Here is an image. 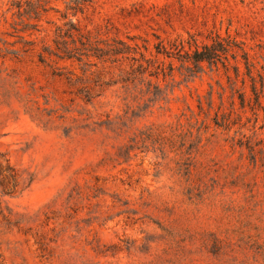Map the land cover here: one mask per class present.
Here are the masks:
<instances>
[{"label":"rangeland","instance_id":"obj_1","mask_svg":"<svg viewBox=\"0 0 264 264\" xmlns=\"http://www.w3.org/2000/svg\"><path fill=\"white\" fill-rule=\"evenodd\" d=\"M0 264H264L262 5L0 0Z\"/></svg>","mask_w":264,"mask_h":264},{"label":"trees","instance_id":"obj_2","mask_svg":"<svg viewBox=\"0 0 264 264\" xmlns=\"http://www.w3.org/2000/svg\"><path fill=\"white\" fill-rule=\"evenodd\" d=\"M254 2L262 5V9H264V0H253ZM78 11H82V8H77ZM69 26V31L73 30L75 32L78 33L79 37H84L83 34L79 31V29L72 23L69 22L67 23ZM215 40L217 41V43H219V36L216 35ZM195 43V42H194ZM216 44V43H214ZM195 45V44H194ZM217 49H215L214 45H210V46H202L201 51L198 50V47L195 46V50L192 52V55H188L187 54V58L189 59V61L191 60L192 63L200 68V64L203 62L208 63L209 65H216L217 63H223L221 61V57L217 54ZM222 52H225V50H222ZM120 52H112L110 55L113 56V58H115L116 55H118ZM103 55H107L102 54L98 56V58L103 57ZM71 58V56L68 54L67 59ZM115 61V60H113Z\"/></svg>","mask_w":264,"mask_h":264}]
</instances>
